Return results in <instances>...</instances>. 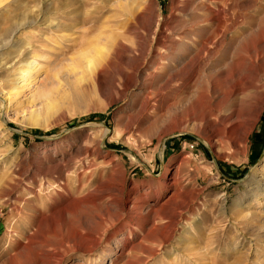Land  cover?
<instances>
[{
	"label": "rangeland",
	"instance_id": "374dc122",
	"mask_svg": "<svg viewBox=\"0 0 264 264\" xmlns=\"http://www.w3.org/2000/svg\"><path fill=\"white\" fill-rule=\"evenodd\" d=\"M52 1L0 0V176L4 184L11 180L0 195V264H44L41 252L52 256L47 264H264V49L254 65H244L254 74L241 69L258 92L224 98L232 85L227 76L232 62L264 38V0H85L72 16L99 22L74 30L51 26L64 21L52 14L60 0ZM138 12L141 19L132 21ZM214 16L224 17L226 29L195 78L145 86L155 64L165 69L154 76L175 75L184 53L193 54L167 40L175 49L162 50L155 41L206 36L213 29L205 21ZM129 22L133 31L122 35ZM91 27L95 30L87 33ZM120 34L125 49L133 48L134 35L146 53L151 50L148 66L123 96L110 88L116 83L111 76L121 69L119 59L99 81L92 78L111 37ZM72 40L82 47L68 49ZM28 62L36 65L34 80L8 97L15 73ZM212 105L237 112L240 127L254 122L244 142L236 134L229 139L235 146L207 140L196 118ZM253 109L261 110L256 119ZM99 125L115 129L110 142H100ZM36 165L67 172L57 182L54 175H35ZM111 176L124 182V195L136 188L143 200L139 211L124 215L107 199L95 210L81 205L77 216H66L67 225L57 228L63 247L43 245L37 224L52 213L48 196L55 199L60 192L67 201L82 200ZM171 178L177 179V198ZM184 199L191 200L189 209L179 211ZM178 212L170 223L169 214Z\"/></svg>",
	"mask_w": 264,
	"mask_h": 264
},
{
	"label": "bare ground",
	"instance_id": "6f19581e",
	"mask_svg": "<svg viewBox=\"0 0 264 264\" xmlns=\"http://www.w3.org/2000/svg\"><path fill=\"white\" fill-rule=\"evenodd\" d=\"M79 1L84 2L85 0H60V6H57L60 8L54 9V11H56V12H54L52 14L59 16L60 19L62 18V19H64V21L62 22V24L60 23V21H56V23L54 21L50 22L51 26H55V28H58V29L67 28L70 30H74L78 26H84L86 24L96 25L99 22V19H91L90 21H86L85 19H79L78 20L77 18L72 16V14L76 11L75 6ZM56 2H58V1L53 0L52 3H50V4L54 5ZM202 7H204V6H202ZM205 10H206V12L208 11L207 9H205ZM59 17H57V18H59ZM138 19L139 20L141 19L140 12H138L136 15H133L131 17L132 21H136ZM205 22H207L210 25V28L212 27V29H213L211 31V33L207 34L206 36H200V37L192 36L190 39H188V41L185 40L184 38L173 39V38H168V36H166V37L158 38L155 41V46L156 47L158 46L162 50H167V49L173 48L170 45H168V46L165 45L166 44L165 41L167 40L169 42V44H179V43L182 44L183 47L187 48V51H189V50L193 51V54L189 55L188 53H184V55H187V57L183 61L184 63L182 64V66L180 65L181 66L180 71L175 75L166 74V73L162 74L161 73L162 76H154L153 74H155V73H153V72H155L156 70L163 71L165 69L163 66H161L160 63L155 64L151 75H147L143 80L145 83L144 84L145 86L150 88L151 86H154L155 84H157V81H159L160 79H164L165 84H168L172 79H175V80L177 79V81H179L183 84H185V83L188 84L193 80V78H195L194 77L195 76V69L198 68L200 66V64L204 62L205 57L210 56L209 50H210V47L214 44V39L218 35L222 34L223 31H225V29H226L224 17H218V16L209 17L207 19V21H205ZM132 25H133V22L132 23L131 22L126 23L123 26V28L121 29L122 35L125 33L130 34L133 31ZM166 29H168V28H166ZM52 30L54 31V29H52ZM94 30H95L94 27H91L88 29L87 33L88 32L92 33ZM122 35L121 34L116 35V36H114V38L111 37V39L109 37L110 42H108L109 44L106 45V46H109V48L106 50V54H103L101 56L100 60L95 65L96 68L92 71V78L95 81H99V79L102 78L103 71L114 66L115 61L117 59H119L121 62V65H120L121 69L118 71L117 76H111V84L114 82H116V83L112 84L110 86L111 89L114 88L116 95H119V96H121V95L123 96L132 87H134L136 85V83L139 79V75L148 66L149 61L147 60L148 59L147 53L151 52V50H150L149 52L146 53V51L144 49V44L142 43L141 39L137 38L134 35L132 38L133 48L132 49H125L119 40ZM118 37H119V39H118ZM91 42L92 41L88 42L87 46H89L91 44ZM96 43L98 44V42H96ZM68 44L66 46V47H68V49L69 48L74 49L75 46L82 47L81 43H80L81 44L80 46H78L79 44L76 45V42L74 40L69 41ZM94 45L97 46L95 43H94ZM151 45H152V43H151ZM150 47L151 46H148L147 48L150 49ZM173 49H175V48H173ZM259 49H264V38L262 39V41H257L256 44H253L250 52H247L244 56L238 57L236 62H232V64L230 63L231 64V71H230V74L227 76L232 80L231 81L232 85H231L230 90L227 94V97H224V98L231 97L232 95H236V96L245 95V92L249 93V94H253V93L258 92V89L256 88L255 84L253 83L251 77L241 75V73L243 71L241 69L245 68L244 65L246 63H249L251 65L255 64V62L259 56ZM251 52H252V55H251ZM152 53H155L154 56L157 55L156 58H158L160 62L164 60L163 56H161L162 53H161V55L159 53H157L156 51H153ZM65 55H66V52L62 51L61 57H64ZM234 60H236V59L234 58ZM171 61H173V60H171ZM128 63H130V64H128ZM218 65H219V62H218ZM228 66H229V64H228ZM87 67H90L89 61L85 64V68H87ZM224 67H225V65H224ZM35 68H36V65L33 62H28L22 71L17 70V72L15 73L16 82L13 84V87L11 89V93H9L7 95L8 97H16L20 93L21 90L26 88L34 80L33 77L31 76V73H33L34 71L37 70V69L35 70ZM251 68H252V66H250V68H245V70H246L245 72H247L248 74H251V72H252V74H254V72L252 71ZM126 70L128 72L129 71L131 72V74H128L130 76H128L126 74V72H125ZM219 76L221 77L222 74H220ZM224 78H226V75L224 76ZM203 79H204V77H203ZM181 83H179V84H181ZM193 84H194V82H193ZM117 85H119V86H117ZM191 85H192V83H191ZM168 87H170V86H168ZM147 93H149V91L143 93V95H142L143 99H145L147 97V95H148ZM219 95H221V94H219ZM212 99H214V97ZM208 100H207V102H208ZM203 102H205V101H203ZM201 103H202V101H201ZM201 103L199 105H202ZM199 105L197 107L199 109H201ZM187 108H189V107H187ZM202 108H204V107L202 106ZM260 111H261L260 109H253V111L251 110V112H253L254 119H256L258 117V115L260 114ZM247 116H250V115H247ZM192 118H194V116ZM196 119L199 122V127H202L203 130H205L207 132L206 133L207 134L206 138H208L207 140L214 139L215 142L218 144L230 143L233 146H235L236 144H235V142H232L229 140L231 135H233V134L238 135V139L242 140V142H244L245 136L247 135L250 128H252L254 125V122H252V123H250V125L249 124H248V126L246 125L245 128H243V126L240 127L241 126L240 124H239L240 126L235 124L236 122H238V121H236V119H238L237 112L233 111V112L224 113L223 111L220 110V107H214V106H213V109L212 108L207 109L206 112L202 116L201 115H200V117L197 116ZM196 127H198V126H196ZM98 130H99V139H100L101 143L104 142L105 140L110 142L112 140L113 136H115V134H116L115 129L111 131L110 129L106 128L104 125H99ZM111 132H112V136H111ZM83 154L87 155L88 150H85L83 152ZM65 163H66V161H65ZM49 167H46L43 165H41V166L36 165L35 169H34V174L37 176H40V177L41 176L42 177L43 176L51 177L52 175H54L56 181L61 182L63 180V178L65 177L66 169L63 166H62L63 168H61V169H55V168L50 169ZM1 176H4V175H1ZM1 176H0V195L4 192V190L7 189V187H8L7 185H9V183H11V180L8 179L7 183L4 184L5 182H3V180L5 179V177L3 179V178H1ZM112 178H111V180L107 179L109 181H105L106 182L105 185L97 187L94 192L88 193L86 195V197L83 198L82 200H74L73 199V201H67L60 192H57V194H56L57 197L60 198L59 201H57V197L55 199H51V196H48L50 203H51L50 207H52V209H51L52 213H51V215H49L48 217H46L44 219H39L40 220L39 224H37L39 226V228L37 230L36 236H37V238H39L42 241L43 245L45 243L46 244L51 243L52 246L54 247V249L55 248L59 249V248L63 247L62 238H60L61 235L56 233L57 228L60 226H64V225L66 226L67 225L66 216H68V215L77 216L78 213H80V207L79 206H81V205L82 206L85 205L86 207H89V208H92L93 210H95V209H98V207L100 205L99 202L101 200L103 201V199H107L106 201H108V203H110V205H112V204L115 205L117 203V205L120 206V208L124 212V215L128 214V212H131L132 210L134 211V209L136 210L137 208H140V204L143 202V200L140 198L138 192L136 191V188L130 189V191L124 195V193H123L124 182L119 181V180H115L114 178L113 179ZM175 180H177V179L171 178L170 181L173 183H171L169 186L172 189L171 194L176 197L178 195V192L176 190L177 187L175 188V185L178 183H176L174 185ZM51 189H54V188H51ZM60 189H61V191H63L64 187H61ZM259 189H261V187H256L255 191H257ZM155 195H157V193H155ZM180 196H182V195H180ZM175 202H176V200H175ZM173 203H174V200H173ZM180 203L181 204L178 205L179 206L178 210L179 211H185V210L189 209V206L191 204V200H189V199L185 200L184 199ZM174 205H176V204H174ZM158 208L160 211H162V210H164V205H161ZM137 210L139 211V209H137ZM155 212L156 211H154V213ZM178 214H179V212L174 214V215L169 214L170 215L169 216L170 223L172 220H174L176 218V216ZM95 216L96 215L94 214V217ZM160 217H161V215H160ZM100 220H101V222L100 221L99 222L102 224L103 221H102V219H100ZM58 236H60V237H58ZM56 238H57V241H53V239H56ZM42 247H44V246H42ZM39 254H40V252H39ZM40 256L43 258L44 264H47L52 259V256H49L47 253L41 252ZM119 257L122 258L123 256L119 255ZM38 259H40V258H38ZM34 264H39V261L37 263L35 261ZM41 264H42V261H41Z\"/></svg>",
	"mask_w": 264,
	"mask_h": 264
}]
</instances>
